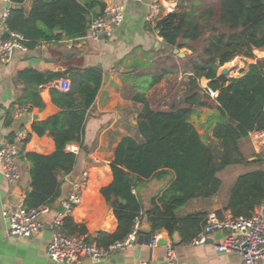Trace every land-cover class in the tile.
<instances>
[{
	"label": "trees",
	"instance_id": "1",
	"mask_svg": "<svg viewBox=\"0 0 264 264\" xmlns=\"http://www.w3.org/2000/svg\"><path fill=\"white\" fill-rule=\"evenodd\" d=\"M13 7L5 21L7 38L15 33L24 46L34 49L82 37L92 18L99 16L105 5L96 0H36L26 14L17 9L24 0H10ZM179 0L176 10L156 21L154 30L168 49L184 52L183 73L186 88L179 101L166 109L151 108L142 95L135 98L143 107L137 119L139 140L124 138L116 147L110 164L112 182L100 189V194L117 221V229L108 234L97 232L86 236V229L64 219L66 235L86 236L89 242L107 248L122 240L134 220L141 216L152 233L164 231L169 237L177 234L180 243L191 242L201 231L206 212L178 215L177 211L195 199L215 196L221 182L216 173L229 166L246 164L239 143L252 132L264 131V58L255 59L238 78H219L218 70L236 57L253 59V50L264 49V0ZM202 43L201 51L187 59L190 44ZM172 56V54H171ZM169 70L153 76L150 87L157 85ZM22 90L13 110L43 107L39 87L49 85L51 102L59 112L36 121L31 132L38 137L49 134L55 145L50 155L20 154L29 164L30 191L23 204L26 208H49L60 195L61 178L72 173L76 155L67 147L84 146V123L87 110L94 103L102 84L97 70H72L65 73L24 71L18 74ZM67 79L70 88L60 92L54 81ZM208 81L203 91L199 80ZM210 94H215L211 97ZM214 112L206 119L212 140L206 143L191 123L197 110ZM29 139V137H28ZM261 162L262 157H257ZM167 176L172 181L164 192L154 196L149 209H144L134 191L149 180ZM264 204V169L236 178L227 206L232 217L250 218ZM221 218L220 212L216 213Z\"/></svg>",
	"mask_w": 264,
	"mask_h": 264
},
{
	"label": "crops",
	"instance_id": "2",
	"mask_svg": "<svg viewBox=\"0 0 264 264\" xmlns=\"http://www.w3.org/2000/svg\"><path fill=\"white\" fill-rule=\"evenodd\" d=\"M77 1L84 3L87 0ZM96 1L104 5L120 4L123 7L124 22L111 38L85 42L63 38L56 43L39 44L25 53L15 52L8 63L0 62V145L13 141L15 135L25 129L29 133V139L22 147L24 153L50 155L55 151L52 137L47 133L41 137L36 136L31 132V126L36 121H42L57 114L59 109L51 102V87L41 85L39 96L43 107L39 110L32 108L18 115L21 108L15 110L12 108L23 87L18 74L24 71H35L46 75L65 73L72 69L97 70L102 75V84L94 103L86 113L84 146L80 148L76 144H71L78 150L75 154L74 169L71 174L60 179V195L50 207V213L41 218L42 229L32 238L17 240L11 237L8 234V221L2 217L4 210L12 208L20 201L23 202L26 193L30 191V166L19 155L17 161L20 168V180L11 184L0 174V264H54L47 254L51 241V222L54 214L60 209L61 201L70 192L71 183L84 174L88 177V185L82 194L80 204L69 217L74 224L84 227L86 236L89 237H95L97 232L112 234L116 231L117 221L101 196L100 189L112 182L110 164L118 144L127 137L139 140L137 119L143 105L135 98L143 94L149 103L154 88L170 82V76L180 79V74L169 71V74L157 85L150 87L153 76H158L161 70H168L163 65L180 58L173 53V49L166 48L154 30L155 25L146 20L151 0ZM162 2L164 5L175 4L176 8L175 0H162ZM31 6V0H24L16 8L27 14ZM4 7L0 0V37L2 38L7 33L6 27L1 22ZM246 71L247 68L239 69L236 76H228L226 79L238 78ZM184 76L187 78L191 74L184 73ZM202 81H205L207 88L208 81L201 79L200 82ZM55 83L56 81L51 85L54 88ZM179 94H173L172 87L164 88L157 108L166 109L171 104L175 105L180 99ZM201 109H206L207 112L200 123L197 120V124H194L191 119L190 121L202 140L210 143L212 136L206 119L214 112V109ZM201 109L197 110V114L191 118L199 119ZM200 130L208 139L202 137ZM239 147L247 163L227 167V173L224 172L225 174L219 179L221 185L215 196L189 201L177 211L178 215L193 212H206L208 216H216V213L220 212L221 218L230 215L224 209L236 178L264 169L263 162L257 161V157L264 155V140H252L249 134L247 138L240 141ZM171 181V176L161 180H149L140 185L134 193L140 198L144 209H149L151 199L164 192ZM148 225L145 219L142 220L141 228L145 229ZM151 234L152 230L150 234L139 232L133 248L119 252L98 264H166L167 246L173 249L175 264H246L237 254L222 253L217 250V244L222 241L220 234L209 236L206 243L200 246L182 244L177 234L169 237L164 231H161L162 238L152 246L150 245ZM83 264L95 263L85 260ZM256 264H264V258L258 260Z\"/></svg>",
	"mask_w": 264,
	"mask_h": 264
},
{
	"label": "built area",
	"instance_id": "3",
	"mask_svg": "<svg viewBox=\"0 0 264 264\" xmlns=\"http://www.w3.org/2000/svg\"><path fill=\"white\" fill-rule=\"evenodd\" d=\"M5 5L1 22L9 16L12 3L10 0H1ZM32 2L36 0H31ZM141 2L142 0H128ZM175 4L164 5L162 0H151L148 6L146 20L155 25L161 17L174 12ZM125 19L123 7L120 4L105 5L102 13L91 19L86 33L77 40L98 41L102 38H111L113 33L123 24ZM75 40V39H72ZM23 38L15 33H9L7 38L0 37V62L8 63L15 52L25 53L28 49L24 46ZM55 88L60 92H67L70 82L67 79L57 80ZM212 95V94H211ZM29 111L23 107L18 115ZM252 140H264V131L250 133ZM29 133L20 130L13 141L0 145V174L8 183H17L20 180V168L18 156L22 147L27 142ZM67 151L73 154L78 152L76 146H68ZM264 164V155L262 156ZM88 185V177L82 175L78 180L71 183L70 192L61 201L60 209L54 214L51 222V241L47 254L54 264H83L89 260L95 264L107 261L111 256L134 247L139 229L142 224L141 216L137 217L131 231L119 241L110 244L107 248L99 247L95 242H89L85 236L66 235L63 232L64 219L69 217L81 202L82 194ZM50 213L48 206L28 209L23 202L2 212V217L8 221V234L17 240L32 238L42 229L41 218ZM221 234L222 241L216 248L222 253L237 254L246 264H256L264 258V206L257 208L250 218L232 217L231 215L218 218L209 215L200 233L189 242L190 245L200 246L206 243L209 236ZM162 238L161 232L152 233L150 245H155ZM166 264H175V255L171 246H167L165 255Z\"/></svg>",
	"mask_w": 264,
	"mask_h": 264
},
{
	"label": "rangeland",
	"instance_id": "4",
	"mask_svg": "<svg viewBox=\"0 0 264 264\" xmlns=\"http://www.w3.org/2000/svg\"><path fill=\"white\" fill-rule=\"evenodd\" d=\"M176 1V5L178 4L179 0H175ZM191 0H185L184 2L186 4H188ZM176 9V8H175ZM190 47L192 49V51L189 53L187 59H192L193 57H195L200 51H201V47H202V43L200 42H196L193 44H190ZM180 54H182L183 56H181L180 58H184L185 53L184 52H179ZM253 59H246L244 57H236L234 58L231 62L225 64L222 68H220L218 70V77L219 78H226L228 76H236L237 73L239 72V69H245L248 67L249 64L254 63L255 59L261 58V56H264V49L262 50H253ZM178 57V55H176ZM237 65V66H235ZM230 66H233L232 69H230ZM164 68L168 69L169 71H174V73H178L180 74V79H174L172 76H170V82L168 83H164L161 86H157L156 88H154V90L152 91L150 98H149V104L150 106H152L153 108H157L158 107V103H159V98L161 95V92L164 88H171L172 87V92L173 94H177L180 93L179 96L183 95L184 93V89L186 88V77L184 76L183 73V67H184V62H181L179 59H175V60H171L169 62H167L165 65H163ZM223 69L227 70V74L222 76L220 73ZM177 76V75H176ZM170 86V87H169ZM199 86L201 88V90H205L206 89V83L205 81L200 82L199 80ZM214 94H210L211 97H213ZM173 96V95H172ZM171 96V98H172ZM181 98V97H180ZM205 112H207L206 109H201L199 114L200 117L199 119L193 117L191 118V120L194 122V124H197L196 120L200 123V120L202 119V117L205 116ZM200 132H202V137H206L204 136V132L202 130H200ZM208 139V138H207ZM227 173L226 169L219 171L218 173H216V177L218 179H220L221 175Z\"/></svg>",
	"mask_w": 264,
	"mask_h": 264
},
{
	"label": "water",
	"instance_id": "5",
	"mask_svg": "<svg viewBox=\"0 0 264 264\" xmlns=\"http://www.w3.org/2000/svg\"><path fill=\"white\" fill-rule=\"evenodd\" d=\"M17 9H19V8H17ZM172 51H173L174 54H177V55H179L180 57L183 56L182 54H180V53L178 52L177 49H173ZM220 74H221L222 76L226 75V74H227V70H226V69H223V70L221 71ZM148 224H149V223H148ZM139 232H143V233H146V234H150V233H151V227H150V225H148L147 228H145V229H143V228L140 227ZM220 235H221V234H220Z\"/></svg>",
	"mask_w": 264,
	"mask_h": 264
},
{
	"label": "bare ground",
	"instance_id": "6",
	"mask_svg": "<svg viewBox=\"0 0 264 264\" xmlns=\"http://www.w3.org/2000/svg\"><path fill=\"white\" fill-rule=\"evenodd\" d=\"M235 66H237V65H235ZM232 67H233V66H230V69H232Z\"/></svg>",
	"mask_w": 264,
	"mask_h": 264
}]
</instances>
